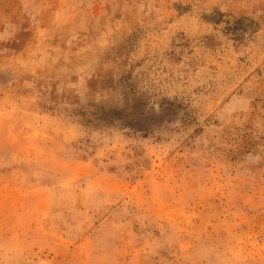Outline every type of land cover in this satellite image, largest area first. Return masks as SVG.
Segmentation results:
<instances>
[{"label": "rangeland", "instance_id": "1", "mask_svg": "<svg viewBox=\"0 0 264 264\" xmlns=\"http://www.w3.org/2000/svg\"><path fill=\"white\" fill-rule=\"evenodd\" d=\"M0 264H264V0H0Z\"/></svg>", "mask_w": 264, "mask_h": 264}]
</instances>
